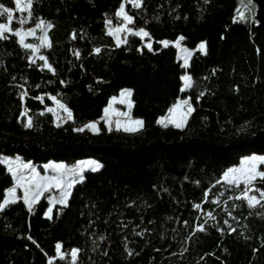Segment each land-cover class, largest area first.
I'll use <instances>...</instances> for the list:
<instances>
[{
  "label": "trees",
  "instance_id": "1",
  "mask_svg": "<svg viewBox=\"0 0 264 264\" xmlns=\"http://www.w3.org/2000/svg\"><path fill=\"white\" fill-rule=\"evenodd\" d=\"M250 1L243 19L236 18L239 0H141L139 7L33 0L25 24L24 13L13 12L14 31L51 24V46L35 58L11 32L0 39V156L33 166L93 159L102 167L83 173L51 218L44 217L46 193L29 210L17 191L0 211V264H72L73 249L75 264H264V201L250 207L221 180L241 157L264 155V0ZM122 3L133 18L128 28L149 36L118 46L106 29L121 25ZM0 5L13 8L12 0ZM178 36L189 49L204 42L207 54L195 52L181 66L172 47L158 44ZM184 75L191 86L182 91ZM122 89L132 93L129 117L143 121L133 134L106 130L100 120ZM50 98L69 121L53 124ZM180 98L193 109L185 125H160ZM91 121L96 133L78 131ZM250 186L260 194L264 179ZM12 187L0 162V203Z\"/></svg>",
  "mask_w": 264,
  "mask_h": 264
},
{
  "label": "rangeland",
  "instance_id": "2",
  "mask_svg": "<svg viewBox=\"0 0 264 264\" xmlns=\"http://www.w3.org/2000/svg\"><path fill=\"white\" fill-rule=\"evenodd\" d=\"M12 3H13V8L11 10L13 12H19L15 8L14 0H12ZM124 3H129L131 6H134L133 0H124ZM120 7H121V5H120ZM120 7L116 11V16L119 19H121V22H122L121 25L118 27H108L106 29L107 35L110 36L112 38V40L114 41V43H116V44H117V40L121 41L120 42V44H121L124 42L126 37L131 36V35H136L134 33L139 32V31H132L131 29H129L128 25L130 23H128L126 20H124L123 16L117 15V13L120 10ZM134 7H136V6H134ZM252 8H253V5H252L250 0H239V7H238V10L236 13V18L237 19H243L245 16H250L252 13ZM22 13H24L25 17H27V10H25ZM32 28H35V26L28 27V28H19L18 30L27 31L28 29H32ZM117 28H122L125 30L117 32V31H115ZM46 30H47V27L45 28V31ZM45 31L37 29L34 36L30 35V36L25 37L24 42L26 44H28L27 41H33L32 45L34 46V49H30V50L32 51L35 58H39L38 48L46 45V43H42V38L45 36ZM109 32H111L112 34L109 35ZM6 33H10V32H6ZM136 36H138L142 39L144 38V36H141V35H136ZM179 37H181V36H178L174 40H171V41L161 40L158 42V44L161 47H165L162 42H164V41L169 42L168 46L172 47L175 50L176 58L180 61L181 66L184 65L185 59H187V61H189V59L193 53H195V52H197L199 54L204 53V52L198 50V46L202 42L198 43L193 49H189V48L185 47L183 45L182 41H180L179 46H177L176 41L178 40ZM16 38L19 41V37L16 36ZM142 43L146 48H148L147 45L151 44V41H143ZM185 49L187 51H184ZM188 53H191V55L189 56ZM183 67H186V66H183ZM184 85H185V82L182 80V88L184 90L189 88V87L186 88ZM124 90H126V89L120 90L115 96H112L108 99L106 106L102 109V117L100 120L103 121V124H104L106 130H110L111 128H113L115 131H117L119 133L133 134V133L138 132L140 130V128L136 131H126L124 126H119V123L121 121L125 124L129 121H136L137 120V119H131L129 117V112L131 109V100H130L129 96L121 95V93ZM127 90H129V89H127ZM113 98H115V99H113ZM184 100H188V99L187 98L178 99L176 101V103L173 106H171L162 117H160L158 119V121L163 120L164 123H166L167 126H169V127H173L176 129L182 128L185 125V123H186V121H187V119L191 113V112H188V110H187L189 105L191 106V104L190 103H188L187 105L184 104L183 103ZM50 101H51V105L49 107H47L45 109V111L51 114L52 119H53V124L56 126H59V125L63 124L64 122L69 121L70 120L69 112L65 111L64 107L63 108L60 107L61 104L56 102L55 100L50 98ZM49 109H52V111H48ZM105 109H108V111L105 112ZM28 120H29V118H27V117L24 118V126L27 125ZM177 123H180L181 126L176 127L175 125ZM90 124H95L96 130H92V129L86 127L87 125H90ZM159 124L162 125L161 123H159ZM81 128H83L86 131L92 132V133H96L99 130L98 124L96 122H93V121L87 122ZM251 157H264V155L250 154V155L241 157L236 166L229 168V169H236L237 170L234 173H231L230 177H229L234 182L228 183L224 179V174L226 172H228L229 169H227L224 172L222 179H221L223 181V183L235 187V189L237 190L235 197L236 198L240 197L239 199L243 198L247 204H248V200L245 198V195H244L245 192H247L248 197L256 196L257 199H259L261 202L264 201V197H261L260 194L255 193L252 190L250 184L247 186V189L245 187L244 181L248 175L254 174L256 171H264V163H261L259 160H251L250 159ZM0 160H6L7 161V162H1V163L6 167L7 171L10 173V175L13 178V187L12 188L16 189L14 195H16V192L19 191L23 201L25 198H27L32 205L41 197V195L43 193H46L45 201L47 202V205H48L45 212H44V217H46V218H48L51 214V212L50 213L48 212L49 208L52 209L53 205L61 204L59 202L61 199V196H60L61 191L69 192V190H70V188H68L69 182H73L72 185H74L75 183L81 181L80 177L83 176V173L94 172V171H91V165H88L87 162L88 161L97 162L96 160H93V159H81V160L75 161L74 163H71V164L48 162V163H45V164H42L39 166H33L29 163L21 161L18 158H10V157L0 156ZM25 164L30 165V167H28V168L24 167ZM50 165H63V167L59 168V169H56L53 167H47ZM9 168H11L12 171H9ZM33 169H35V173H38L39 175H34V173L32 171ZM73 169H76V171H73ZM21 177H23V179H21ZM52 177L58 178V180L60 181L59 185H57L55 181H51ZM257 178H260V177L257 176L256 179ZM50 181H51V183H49ZM237 183L239 184V186H237ZM37 185L41 186V194L39 195L38 199H35V201L32 202L33 194L38 191ZM238 187H240V189ZM12 188H10V189H12ZM45 188H46V190H43ZM25 189H28L27 197L25 196ZM239 190H241V192H239ZM5 198L11 199L10 197H8V191L6 193V196L2 200V202L5 200ZM26 206L29 207L28 204H26ZM56 253H57L56 257L60 258L61 254L60 253L58 254L57 251H56ZM71 257H72V255H71Z\"/></svg>",
  "mask_w": 264,
  "mask_h": 264
},
{
  "label": "snow or ice",
  "instance_id": "3",
  "mask_svg": "<svg viewBox=\"0 0 264 264\" xmlns=\"http://www.w3.org/2000/svg\"><path fill=\"white\" fill-rule=\"evenodd\" d=\"M133 2H134V6H136V7H139L140 4H141V0H133ZM14 4H15L16 10L19 11V12H24L25 10H27V17H25L24 19H21L19 21V23L20 24L28 23L29 18H31V16H32L31 9H32V6H33V0H14ZM4 14H7L8 23L7 24L0 23V39H7L8 37L5 36L4 34L6 32H11L12 35H15V36L19 37V43L23 47L28 48V49H34V46L32 44H26L24 42L26 36H30V35L31 36H34L37 29H40L42 31H45V28L46 27L47 28H51L52 27L51 24H47L46 25V22L45 21L40 20L35 25V28L28 29L27 31H21V30H15L14 31L10 27V25L12 23V20H13V11L11 9L5 7L4 5H0V15H4ZM117 15L118 16H123L124 20H126L128 23H132L133 22V18L131 16H128V15L125 14V9H124V4L123 3L121 4L120 10L117 13ZM107 23H111V21H108ZM123 30H125V29L117 28L115 31L120 32V31H123ZM111 34L112 33L109 32V35H111ZM134 34L141 35V36H144V37L149 36V33H147L146 31H144L143 29H141L139 32H136ZM184 39L185 38L183 36L179 37L178 40L176 41L177 46H179V42L182 41V40H184ZM120 42L121 41L117 40V45L118 46H119ZM42 43H48L46 31H45V36L42 38ZM162 43L164 44L165 47H167L169 42L164 41ZM48 46H51L50 43H48ZM147 47H148V50L149 51H152L151 44H148ZM198 50L204 52V54H207L206 53V44L204 42L200 43L199 46H198ZM95 51L98 53L100 51V49H96ZM184 51H187V50L185 49ZM76 55L79 56V53L77 52ZM188 55L190 56L191 53H188ZM40 59L46 61V58L44 56H41ZM187 65H188V61H187V59H185L183 66H187ZM45 66L46 67H49L50 70H51V67H50V65H47V62L45 63ZM181 79L185 82V85L184 86L186 88L191 86V84H190L191 77L190 76L185 75ZM181 90L183 91L184 89L182 88ZM121 95H127V96L130 97L132 95V93H131V90H127L126 89V90H124L121 93ZM113 99H115V98H113ZM183 103L187 105L189 102H188V100H184ZM60 107L63 108L64 106L63 105H60ZM187 110H188V112L193 111V109L191 108L190 105H189V107H188ZM48 111H52V109H49ZM65 111H68V110L65 108ZM107 111H108V109H105V112H107ZM70 116H71V113L69 112V117ZM158 123H161L164 127H167V124L164 123L163 120L158 121ZM135 124L138 125V126H140V127H142L143 126V121L137 120V121H135ZM26 126L29 127V128L32 127V121H31V119L28 120ZM175 126L176 127H180L181 124L180 123H177ZM86 127L90 128L92 130H96V125L95 124H90V125H87ZM83 130H84L83 128L78 129V131H83ZM125 130L126 131H129V130L136 131L138 129H127L126 128ZM250 159L251 160H259L261 163H264V157H251ZM0 162H7V161L6 160H0ZM87 164L88 165H91V171H97V170H99L102 167V165H100L99 163H97L95 161H88ZM24 167L28 168V167H30V165L25 164ZM47 167H53V168L59 169V168H62L63 165H50V166H47ZM9 171H12V169L9 168ZM32 171H33L34 175H39L38 173H35V169H33ZM73 171H76V169H73ZM235 171H237V170L236 169H229L228 172H226L224 174V179L228 183H233L234 182L229 177H230V174L231 173H234ZM257 176H259L260 178L264 179V171H256L254 174L248 175L247 178L244 181L246 189H247V186L249 184H251L256 179ZM21 179H23V177H21ZM80 179L82 180L83 177L81 176ZM51 181H55L57 185H59V183H60V181L58 180L57 177H52L51 178ZM51 181L49 183H51ZM72 183L73 182H69L68 188H71L72 187ZM237 186H239L238 183H237ZM37 189H38V191L33 194V200H32V202H34L35 199H38L39 198V195L41 194V186L40 185H37ZM43 190H46V188L43 189ZM15 191H16L15 188H12V189H9L8 190V197H10L11 199L5 198V200L2 203H0V211H2L4 209V207L8 203L15 202V195H14L15 194ZM27 193H28V189H25V196L26 197H27ZM70 195H71L70 192L61 191V193H60L61 199H60L59 202L61 204H64L66 206L67 197L70 196ZM244 195H245V198L248 200V204H249L250 207H254L256 204H260L261 203V201L259 199H257L256 196L248 197L247 196V192H245ZM260 196L261 197H264V191L260 192ZM239 198L240 197H237V199H239ZM24 202L29 205V210H31V203H30V201L27 198H25L24 199ZM196 207L199 208L200 205H196ZM51 211H52V209L49 208L48 209V212L50 213ZM209 215H211V213H209ZM49 218H51V217L49 216ZM198 230L199 231H203L204 230L203 225H201L198 228ZM56 249H57V252L59 254L60 249H61V244L57 243ZM77 252H78L77 249H73L72 250V253H71L72 258H73L72 264H75V259H76ZM60 258L63 259L64 257L63 256H60ZM49 264H52L51 260L49 261Z\"/></svg>",
  "mask_w": 264,
  "mask_h": 264
},
{
  "label": "bare ground",
  "instance_id": "4",
  "mask_svg": "<svg viewBox=\"0 0 264 264\" xmlns=\"http://www.w3.org/2000/svg\"><path fill=\"white\" fill-rule=\"evenodd\" d=\"M137 121V120H136ZM119 126H124V128L126 129H139L140 126L135 124V121H129L127 123H123L122 121L119 123ZM131 131V130H129Z\"/></svg>",
  "mask_w": 264,
  "mask_h": 264
},
{
  "label": "water",
  "instance_id": "5",
  "mask_svg": "<svg viewBox=\"0 0 264 264\" xmlns=\"http://www.w3.org/2000/svg\"><path fill=\"white\" fill-rule=\"evenodd\" d=\"M140 129H141V127H140Z\"/></svg>",
  "mask_w": 264,
  "mask_h": 264
}]
</instances>
